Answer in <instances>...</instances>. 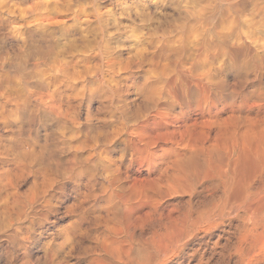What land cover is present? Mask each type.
Wrapping results in <instances>:
<instances>
[{"label":"bare ground","instance_id":"bare-ground-1","mask_svg":"<svg viewBox=\"0 0 264 264\" xmlns=\"http://www.w3.org/2000/svg\"><path fill=\"white\" fill-rule=\"evenodd\" d=\"M204 235L264 264V0H0V264Z\"/></svg>","mask_w":264,"mask_h":264},{"label":"rangeland","instance_id":"rangeland-1","mask_svg":"<svg viewBox=\"0 0 264 264\" xmlns=\"http://www.w3.org/2000/svg\"><path fill=\"white\" fill-rule=\"evenodd\" d=\"M205 237L204 235V264H240L233 250H223L220 246L212 245Z\"/></svg>","mask_w":264,"mask_h":264}]
</instances>
